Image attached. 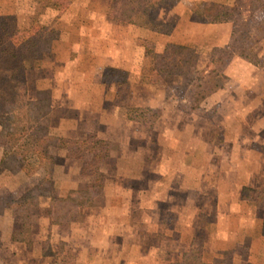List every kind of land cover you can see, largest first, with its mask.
<instances>
[{"label": "rangeland", "instance_id": "374dc122", "mask_svg": "<svg viewBox=\"0 0 264 264\" xmlns=\"http://www.w3.org/2000/svg\"><path fill=\"white\" fill-rule=\"evenodd\" d=\"M251 1L258 4L257 0H214L197 8V19L238 23V54L223 59L220 54L211 63L215 46H192L190 54L164 58L169 42L162 47L143 34L142 29L149 28L146 18L158 20L149 14L151 8L128 29L142 48L140 52L134 48L129 61L124 58V52L132 50L126 44L127 25L109 23L112 0H74L73 9L63 13L38 0H0V16L6 22L21 28L39 23L58 30L57 37L36 42L21 59L11 56L0 68L6 90V96L0 97V116L7 108L18 112L28 100H50L53 138L45 159L32 156L17 171L13 162H6L15 147L0 143L4 179L0 196L5 200L0 201V264H88L86 257L96 256L93 244L103 240L98 236L100 224L109 223L105 217L117 212L119 224H140L143 216L152 219V206H160L158 219L167 228L180 229V222L186 228L195 222L198 237L192 241L199 239L204 247L207 230L217 228L212 215L221 172L212 178L207 202L201 197L184 201L182 192L175 201L172 189L164 196L162 191L177 162L197 163L203 169L211 163L227 169L242 163L245 182L251 177L258 181V193L247 194L263 199L264 6L252 12ZM160 3L174 5L171 0ZM94 5L97 10L91 8ZM218 82L223 86L210 93ZM221 89L227 90L224 96H215ZM222 97L224 104L218 100ZM233 157L240 163H234ZM253 167L260 171H252ZM98 180L102 190L93 204L78 212L70 207L72 220L52 223L54 198L66 199L71 191L85 190ZM36 187L43 194L37 205L29 198L32 205L26 217L23 196ZM227 190L233 192L235 187ZM251 204L244 210L262 218L243 221L244 234L237 236L242 239L241 250L213 256L211 264H264L254 258L249 261L250 254L258 256L254 249L264 244L258 235L264 234V204ZM174 207L179 211H171ZM180 216L183 220L177 219ZM240 224L235 221L229 228L237 230Z\"/></svg>", "mask_w": 264, "mask_h": 264}, {"label": "crops", "instance_id": "0c3cea01", "mask_svg": "<svg viewBox=\"0 0 264 264\" xmlns=\"http://www.w3.org/2000/svg\"><path fill=\"white\" fill-rule=\"evenodd\" d=\"M211 1L214 0H178L171 6L160 3L156 7L151 8L149 14L159 21L172 24L174 29H172L169 34H165L150 28H143V34L145 33L144 35L155 38V40L157 39V43L162 47L166 42L180 43L190 47L199 46L202 48L224 46L230 42L233 33L232 22L224 21L222 23H214L197 19L196 17L197 8L200 6L204 8L203 6L210 4ZM74 6L75 2L73 0L66 12H69ZM95 6L98 5H94L91 8L97 10ZM108 8L109 3L106 5L105 9L108 10ZM105 14L107 17V13ZM109 21L112 22H109L112 27L118 25L114 23L112 19ZM132 26L133 23L132 25L128 24L126 26V44H128V46L130 45L132 50L126 52V54L124 52V58L129 61L133 57L134 48L136 52L142 50V48L137 45V36L133 33L129 34L128 32V29H132ZM118 37L122 38L123 35ZM226 91V89H221L215 96H224ZM209 99L210 98L205 99L203 103L209 101ZM218 100L219 102L221 101L222 104L225 103L223 97L218 98ZM213 103H215V100H213ZM236 122L239 123V121ZM235 154L238 155L237 153H234V155ZM232 161L236 164L240 163L239 159L235 157H233ZM241 166L242 163L239 164L237 168L232 167L231 169H227L223 165H213L211 163L203 169L197 163L193 164V162H191V164H189L187 162H177L172 165L173 176L166 177L164 180L165 191H162L163 196L166 194V191L172 189V197L175 201H179L178 192H182L181 195L185 197L184 201L188 200V202H195L200 200L198 197H201L207 202L208 200L206 199L209 197L211 194L210 191L212 190L209 188L214 185L212 178L219 176L218 173L221 172L222 177L220 180L218 179L216 185L220 191H214L216 197L215 203L217 204L215 205L214 215H212L217 220V223L214 224L217 228L213 230L212 227L211 230L209 229L210 231L207 230L206 234H209V238L206 239L203 247V259L206 263L211 264L213 256L217 257L219 254L230 251L239 252L242 246V239H238L237 236H242L244 234L245 226L243 225V221L250 219L252 216L258 219L262 218L260 214L257 215L255 212L244 210V205L254 203L255 201L253 199L244 198L243 190L244 188L257 190L258 181L255 177H251L252 180H250V182H245V179L241 176L242 174H240L243 170L240 169ZM255 168L256 167H253L252 171H255ZM259 169L257 170L260 171ZM260 172H264V168H262ZM3 180L4 179L0 178V188L3 185ZM230 186L235 187V190L229 193L227 188ZM29 188L30 186L27 189ZM150 208L154 210L152 219L156 218V220H149L143 216L140 224L134 223L133 220V223L126 222L124 225L119 224L117 212L105 217V219H109V223L107 225L105 222L100 224L102 233L98 231L101 233L98 237L102 236L103 240L93 244L94 246H92L91 250L96 252V256L91 259V256L88 255L86 257L87 261L90 260L88 264H172L175 261L181 260L182 256L189 251L192 239L198 237V232L195 230V222L194 224L188 223L186 228H184L183 222L179 223L180 229L178 227L167 228V226L158 219L161 217L157 214V212L160 211V206H152ZM171 211L177 212L179 209L174 207ZM205 213L207 216L210 215L207 214V212ZM127 214L129 213L127 212ZM207 216L204 215L205 218H207ZM186 218H188V216ZM177 219L183 220L181 216L177 217ZM239 220L241 227L236 226L238 227L237 230L229 228L230 225H233L235 221ZM176 233L177 236H173ZM186 234L190 236L188 239L185 238ZM258 235L262 243V241H264V234L259 233ZM163 236L168 237V239ZM117 237L121 240L117 241ZM235 238L237 239V243L234 245L233 239ZM85 249L87 250V248ZM210 251L212 255L209 254ZM254 251H256L258 256L250 254L249 261H251V258H254L264 262V244L262 243L260 248H255ZM250 252H253V247L250 249ZM220 264L228 263L223 261Z\"/></svg>", "mask_w": 264, "mask_h": 264}, {"label": "trees", "instance_id": "16d2710c", "mask_svg": "<svg viewBox=\"0 0 264 264\" xmlns=\"http://www.w3.org/2000/svg\"><path fill=\"white\" fill-rule=\"evenodd\" d=\"M40 3L45 4L49 8L57 10L59 13L66 11L72 4L73 0H38ZM163 0H112L111 6L108 10V17L118 25H128L135 22L139 16H146L148 9L155 7ZM258 4H253L251 1V11L255 12L260 7L264 6V0H257ZM173 4L177 0H171ZM234 12L237 8L232 9ZM239 12V11H238ZM148 19V20H147ZM146 23L150 29L169 34L172 31V26L159 20L146 18ZM238 23H233L232 40L228 47L219 48L215 47L214 53L211 57V63L224 57H232L238 54L237 38ZM58 36V30L52 26L43 25L39 23H32L26 28L18 27L15 24L6 22L3 16H0V68L6 63L9 57L13 56L21 59L25 52L31 50L34 44L38 41L47 38H55ZM193 49L190 46L168 43L164 50V58H173V56H183L185 53H192ZM224 78V76H223ZM226 78V77H225ZM224 82H218L212 87L210 93L220 89ZM6 96L4 89L3 78L0 75V97ZM14 99V98H12ZM20 100H25L20 98ZM18 112H11L10 108L5 111L6 115L0 116V143L11 144L15 147L12 158L6 159L7 163L13 162L12 169L17 171L23 169L26 162L30 157H37L43 160L48 155V147L51 144L52 132L50 127V100L44 102H34L28 100L20 105ZM89 185L85 190H73L69 196L64 198H54L51 203L50 214L52 216V223H62L64 221L72 220L71 208L78 209L84 208L94 203V198L102 190V181H96ZM39 187L29 191L23 196V206L26 212V217H29V211L32 203L29 198L34 201L33 205H37L39 197L42 195ZM100 189V190H96ZM247 192L256 195L258 191L244 188L243 196L246 199H253L260 204L263 199H259L254 195L249 196ZM0 196V201L3 200ZM71 207V208H70ZM76 212V214H77ZM71 213V214H70ZM172 264H209L203 259V243L201 240L194 239L191 243L190 250L184 254L180 261L173 262Z\"/></svg>", "mask_w": 264, "mask_h": 264}]
</instances>
